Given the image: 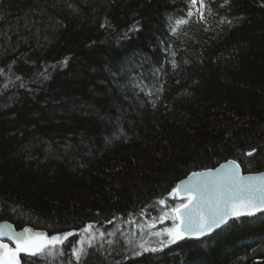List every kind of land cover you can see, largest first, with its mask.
I'll return each mask as SVG.
<instances>
[{"label": "trees", "instance_id": "16d2710c", "mask_svg": "<svg viewBox=\"0 0 264 264\" xmlns=\"http://www.w3.org/2000/svg\"><path fill=\"white\" fill-rule=\"evenodd\" d=\"M203 4L0 0V221L108 234L21 264H264V212L196 240L164 220L188 173L264 170V0Z\"/></svg>", "mask_w": 264, "mask_h": 264}, {"label": "snow or ice", "instance_id": "6c2138e0", "mask_svg": "<svg viewBox=\"0 0 264 264\" xmlns=\"http://www.w3.org/2000/svg\"><path fill=\"white\" fill-rule=\"evenodd\" d=\"M224 3L227 4L228 0H224ZM201 7H204L203 0H201ZM188 15L191 17L192 13L189 12ZM201 18L204 19L203 15ZM186 22V20L181 19L177 20L176 24L180 25ZM176 31L177 28L173 27L172 32L175 33ZM255 151L256 149L253 148L247 155L252 156ZM192 175L193 177H200L201 182L198 185L185 186L184 191L189 194L195 192V199L189 195L186 203L182 202L172 209L175 213L174 218L181 220L183 227L189 233L203 234L205 230L211 231L214 225L218 226L225 223L229 204L243 203L245 207L264 210V174L259 177H242L239 175V165L233 160L229 161L227 165H220V168L215 170V175L211 170L208 173H193ZM255 180H259L260 183H253ZM208 187H211L216 203L214 206L210 203L208 209L205 210L203 206L204 189ZM179 188L180 185H177L172 194L175 195ZM160 203H164V201L162 200ZM221 204L224 205V208L220 207ZM247 214L252 215V212ZM235 215L238 217L240 213L236 212ZM91 227V225H88L82 231L88 232ZM179 227L178 225L177 228ZM169 234L172 235L173 232L170 230ZM71 235L73 233L68 232L64 233L63 237L57 235L48 238L43 233H37L33 236L28 228L23 229V233H14L11 225L7 223L0 224V237L6 236L8 240L13 241L16 245L13 250L7 244L0 242V264H20L19 253L24 252L35 255L49 246L54 247L56 244L63 243ZM174 236L175 239L181 238L179 231H175ZM82 253L83 249L73 251V255L78 262Z\"/></svg>", "mask_w": 264, "mask_h": 264}, {"label": "water", "instance_id": "95a60500", "mask_svg": "<svg viewBox=\"0 0 264 264\" xmlns=\"http://www.w3.org/2000/svg\"><path fill=\"white\" fill-rule=\"evenodd\" d=\"M233 160L234 159H228L226 161H223V162L219 163L215 167L208 168V169H203V170H198V171H193V172L188 173L185 177L180 179L177 182V184L174 186L173 189H176L177 185H180V188L178 189V191H177V193L175 195L178 197V199L183 200L184 203L187 202L189 195H191L193 197V199H195V197H196V193L195 192L189 194V193H186L184 191L185 186H189L190 187V186L198 185L201 182V178L200 177H193L192 174L193 173H208L209 170H211L213 175H215V170L220 168V165H222V164L223 165H227L229 161H233ZM234 161L236 162L237 165H239V175L242 176V177H259L262 174H264V170L259 171V172L246 173V172H244L242 170L240 164L236 160H234ZM181 182H184V183L182 184ZM253 183H257L258 184V183H260V181L259 180H255V181H253ZM210 203L214 206L216 201H215L214 193H213L211 187H208V188L204 189L203 206L205 207V210L208 209ZM220 207L224 208V205L221 204ZM227 211H228V215L225 218V220H226L225 223H221L218 226L214 225L212 227L211 231L205 230V232L203 234H200V233H189L183 227V224H182L181 220L174 218V221H175L174 232L175 231H179L180 232V237H181L180 239L181 240L201 239L203 237H206V236L214 233L216 230H218L219 228L224 226L230 220L237 219V218H242V217H252V216H254V215L258 214V213L264 212V210H256V209H253V208L245 207L243 203L229 204L227 206ZM236 212L240 213V215L238 217L235 215ZM248 212H252V215H248L247 214ZM174 217H175V213H174ZM4 223H7L8 225H11L12 231L14 233H23V229L28 228V229L31 230V234L33 236H35V234H37V233H43L44 236H46V237H50L51 236L44 229H36V228H33L32 226H29V225L23 226L21 228H16L14 226V224L11 223L10 221H7V220L0 221V224H4ZM178 225L180 226L179 228H177ZM5 231H7V229H5ZM0 242H2L4 244H7L8 247L11 248V249H15V247H16L15 243L13 241L8 240L6 236L0 237ZM22 253H24V252H21L19 254H22Z\"/></svg>", "mask_w": 264, "mask_h": 264}, {"label": "rangeland", "instance_id": "374dc122", "mask_svg": "<svg viewBox=\"0 0 264 264\" xmlns=\"http://www.w3.org/2000/svg\"><path fill=\"white\" fill-rule=\"evenodd\" d=\"M194 2H195V4L198 6L199 5V0H194ZM199 21V20H198ZM199 23H201V22H199ZM144 221L142 222V223H145L147 226H149V228L151 227V224H152V222L149 220V219H147V218H145V219H143ZM165 221H167V222H171V225H172V223L173 224H175V221H174V216H173V218H171V216H168V215H166V218L164 219ZM88 225H91L92 227L89 229V231L88 232H84V231H82V229H84L85 227H87ZM174 227H173V229L175 228V225H173ZM135 227H136V225H135ZM134 227V228H135ZM129 229V228H128ZM136 230V229H135ZM139 230H141V231H146V228L144 227V226H140L139 227ZM138 229H137V231L138 232H136V234L134 235V240L136 241V239H137V236H138V234L142 237V238H144V239H146L147 241H149V242H155L154 240L158 237V236H160V234L162 233L161 231H159V230H154V232L153 233H148L147 231V233L145 234V232H140ZM68 232H70V231H68ZM68 232H64V233H68ZM64 233H59V234H55V235H51L50 237H48V238H51L52 236H57V235H59V236H61V237H63V234ZM71 233H73L74 235H76V238H75V240H76V242H75V245H74V249H73V251L74 250H80V249H83V252H84V250L90 245V244H92V243H94L95 242V240H98V241H100V240H102V241H104V240H107L108 239V234H105V233H103L99 228H96L93 224H86V225H84L83 227H81L80 229H78V230H75V231H73V232H71ZM173 233H175L174 231H173ZM146 235V236H145ZM153 235V236H152ZM141 239H138V241H140ZM65 241V240H64ZM63 241V242H64ZM97 241V242H98ZM62 244V243H61ZM61 244H56L54 247H52V246H49V247H47V248H45L44 249V251H42V252H37L36 254H41L42 256H45L47 259H51L52 260V258H54V257H59V255L61 254ZM143 248H146V245L143 247ZM14 250V249H13ZM25 254H27V255H32V254H29V253H25ZM83 254V253H82ZM74 256V255H73ZM18 259L20 260V255L18 254ZM53 263V262H52ZM20 264H21V262H20Z\"/></svg>", "mask_w": 264, "mask_h": 264}, {"label": "flooded vegetation", "instance_id": "af4514ba", "mask_svg": "<svg viewBox=\"0 0 264 264\" xmlns=\"http://www.w3.org/2000/svg\"><path fill=\"white\" fill-rule=\"evenodd\" d=\"M25 254V253H24ZM19 255H21V254H19Z\"/></svg>", "mask_w": 264, "mask_h": 264}]
</instances>
